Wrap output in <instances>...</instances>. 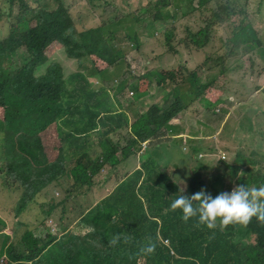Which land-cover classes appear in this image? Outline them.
I'll use <instances>...</instances> for the list:
<instances>
[{
    "label": "trees",
    "instance_id": "1",
    "mask_svg": "<svg viewBox=\"0 0 264 264\" xmlns=\"http://www.w3.org/2000/svg\"><path fill=\"white\" fill-rule=\"evenodd\" d=\"M74 1L79 2V9L94 8V0ZM212 1L216 0H199V4L208 6ZM182 4L183 0H177V9L181 10ZM58 5L42 28L54 37L30 30L19 31L12 26L5 39L0 40L1 45L5 44L0 52V66L12 65L15 81L11 90L0 93V161L7 163L22 179L13 189L22 193L16 206L6 212L0 206V233L10 228L19 234L18 240L10 244H7L8 236H2L0 262L264 264V249L259 248L264 239V222L258 223L253 217L246 226L229 224L221 227L217 224L209 229L196 217L185 221L181 219L179 209L169 207L181 188L163 173L170 169L168 163L183 146V140L176 144L180 130L172 122L190 104L199 101L200 106L187 111L192 112L206 136L215 137L227 120L229 112L219 108L221 104L228 106L230 113L238 108L241 126L233 138L237 155L233 165L219 164L224 177L203 179L200 176L196 181L192 176L189 185L187 171L190 170L185 162L178 174L183 181L180 183L184 188L183 194L191 195L203 188L215 195L230 191L238 184L248 187L264 185V176L260 175L264 171L255 168L260 152L264 150V83H261L264 64L260 65L253 59L256 50L248 60L245 59V66L233 58L240 44L250 49L264 47L259 34L246 23L241 24L245 14L224 15L222 24L229 35L221 40L209 38L208 29L198 32L196 27L178 39V45L171 40L172 34L167 36V40H171L165 44L168 54L156 57L155 62L161 64L173 53L179 60V70L150 72L146 67L149 84L158 88L155 91L157 95L156 98L147 97L142 102L143 109L133 105L130 111L137 118L133 134L138 139L130 140L129 147L121 150L115 138L118 128L128 123L119 111L127 93H123L124 81L120 80L117 89L122 92L110 97L113 94L110 68L113 66L120 70L129 50L135 49L139 54L147 43L141 41L132 26L121 28L123 13L116 16L104 8L107 23L97 29L77 31L72 19L75 12L60 2ZM161 5L163 9L152 16V26L173 18L167 11V1H162ZM134 14L135 24L142 27L146 13ZM121 34L125 36L124 42L131 45L122 46ZM53 43L56 48L65 50L67 59L77 63V73L63 77V73H73V68L63 63L61 56H56L53 61L46 57L45 52L54 54ZM20 48L27 57L22 65L12 59ZM194 49H204L209 56L207 77L204 71L192 68L190 61L184 59L186 53ZM61 62L67 67L66 71H61ZM96 76L109 89L101 88V101L90 102L91 79ZM114 87L112 89H116ZM258 93L261 95L256 96ZM254 95V100L243 106ZM158 98L163 102L155 104ZM127 108L121 110L124 112ZM165 128L170 140L164 143L162 130ZM184 140L187 151L196 154L201 151L198 146L190 145L189 138L184 137ZM143 143L144 147H139ZM205 148L211 152L219 149H209L207 145ZM158 155L164 156L167 163L151 161ZM260 159L264 163V158ZM136 161L139 165H135ZM175 165L179 167L176 162ZM206 165L197 156L192 161L193 170ZM203 170L206 175L210 173L207 167ZM235 177L238 183H226ZM120 181L126 183L131 190L130 195L115 194ZM42 192L50 194V197L46 198ZM88 196L89 201L99 200L100 203L86 214L88 208L77 202L80 198L86 200ZM63 204L66 209L70 208L79 225L93 226L84 247L76 245L74 237L63 241L40 235L38 218L51 215L55 224H61L68 210L55 209ZM114 220L128 225L129 230L114 225ZM113 237L116 238L115 244L110 243ZM149 248L151 251L147 250Z\"/></svg>",
    "mask_w": 264,
    "mask_h": 264
},
{
    "label": "clouds",
    "instance_id": "2",
    "mask_svg": "<svg viewBox=\"0 0 264 264\" xmlns=\"http://www.w3.org/2000/svg\"><path fill=\"white\" fill-rule=\"evenodd\" d=\"M94 1L99 2L101 0H94ZM162 1H167V5H168L167 11L173 15V18L165 21L163 24H159L158 26H152L151 25L152 16L155 15L156 13H159L160 9H163V6L161 5ZM216 1H212L211 4L207 6V5H200L199 0H195V1L183 0L182 9L179 10L177 9V0H157V1L149 0L147 4L141 8L143 12L138 13L139 15L146 13L145 23L142 27L147 31L148 37H144L143 42L146 41V39H151V40L157 39V40H163L165 44H167L171 40L174 43V40L177 39L178 36L177 26L182 21L186 22L185 32L187 35L192 32L194 27L197 28L198 32L203 29H208L209 38H214L215 40H221L223 37V36H214L213 33L216 29L224 28V25L222 24V18L224 17L225 14L231 15L233 13H243L245 14V19H243V22L241 24L246 23L247 25L248 13H252L251 3L253 2V0H216ZM58 2L61 3V1L58 0L54 2H48L46 0H38L36 1V4L38 6L37 8H34L29 4L27 0H0V5L5 6L7 12L0 14V24H5L4 29H0V35L6 34V29L8 27H10L11 29V27L14 26L19 31L30 30L36 33L45 34L50 38L54 37L55 35H51L48 31L42 30V28L46 24L48 19L53 15L54 11L58 8L59 6ZM16 8H18L17 13L15 12ZM4 18H7V22L4 21ZM72 18H75L74 15L72 16ZM107 22L108 19L106 18V16L103 13L102 14L98 13L93 17L89 18L88 20L80 23L78 27L82 28L81 31H86L91 29H97L100 26H102L103 23H107ZM90 25H91L90 28L85 30L83 29L84 27ZM169 34H172L171 40H167V36ZM177 44L178 43H174V45ZM4 46L5 44L4 45L0 44V52L1 50L4 49ZM51 48L54 54L51 55L48 52H45V55L47 58L50 57V59L53 61L54 60L53 57L58 56L57 55L58 50L63 48L60 49L59 47L56 48L55 43L51 45ZM19 50H17L16 54L19 52ZM138 56L139 54H137L136 50L131 49L127 53L125 64L122 65L123 67H121L120 70L116 69L113 66L112 68H110L111 80L113 81L112 83H110V89L113 91V95H115V93L118 92L117 89L118 81L123 80L125 87L128 83H130L131 78L133 76H137L138 80L133 89L146 93L147 95L152 93L153 95H155L156 98L157 93L155 91L158 90V88L156 86H151L149 84V79L147 78L149 71L146 69V67L141 68L140 65H137V67L136 65H134L140 61ZM25 58L27 60V57ZM167 58L165 59L164 62H166ZM70 67L73 68V72L79 69L77 63L71 62ZM106 67H108L107 64ZM70 74L71 73H67L63 75V77L66 78ZM97 78L100 79V77L96 76L95 78H92V80L96 81ZM14 82H15L14 67L8 64L1 65L0 93H4L8 90H11L13 88ZM100 82L105 84L104 81H102V79H100ZM112 86H115L114 88L116 89H112ZM100 90L101 87L98 88L97 90V96L101 101L102 99L101 96L99 95ZM121 92L122 91L118 93ZM123 93L125 92L123 91ZM110 97L113 96L110 95ZM89 98H90V102H96V100L92 97V85H91V89H89ZM123 124L124 125L122 127H124L126 130L129 129L130 126L129 120L128 123H123ZM197 125L199 124L197 123ZM174 126H177L179 128V125H174ZM126 133H129V131L128 130L119 131L118 129L116 133V138ZM184 137L189 138L190 145L194 147L198 146V149H201V151H199L196 154L195 152L187 151L186 141L183 144V146H186L185 158L189 159V156H191V167L194 157L197 156L200 161H202L204 164H207L204 167L210 169V173L208 175L206 174L202 175L203 179H207L209 177H211L212 179L216 178L219 175H215L214 173L219 171L222 172V174L220 175H222L223 177L225 176V173L222 170H215L216 166H219L221 162H225L224 161L225 157L224 158L221 157L220 152L218 154V152L207 151L206 148H204V145L205 146L207 145L209 149H217L215 144H212L213 141L212 138H214V136H206L202 132L198 131L195 135L188 134L187 136L184 135ZM40 138L42 141L43 132L40 134ZM202 140H204V145L202 143ZM159 156L160 155L153 157L151 161L158 160ZM45 163L49 165L47 161H45ZM204 167H202V170ZM189 169H190V165H189ZM163 172L172 180L174 184L182 188V189H178L177 191L178 194L173 200L170 201L169 207L172 210L179 209L182 214L181 219L185 221H187L192 217H196L197 221L200 224H203L209 229L216 227L217 224H219V226L221 227H225L229 224H239L246 226L252 220L253 217H255L256 222L258 223L264 222V185H260L258 187H248L246 184H238L235 187H233L230 191H222L215 195H212L206 192L203 188H201L199 191L186 196L183 194L184 191L183 185L180 184L183 183V181H181L179 177H178L179 179L172 178L173 173L179 174L176 165L174 168L166 169ZM211 173H213V175ZM57 175L60 174L58 173ZM193 177L196 181L198 180V177L196 175H193ZM44 178H46V176H44ZM165 179L167 180L166 177ZM21 180L22 179H20L18 175L15 174L11 168H9L7 163L0 161V193H2L5 197H10L12 191H14L13 190L14 186ZM9 181H12L13 184L9 185L8 184ZM188 185H189V179H188ZM124 187H127L126 183ZM188 191H189V186L186 189L187 193ZM54 193L56 194V192ZM16 203L17 200L12 203L13 208L14 206H16ZM99 203H100L99 200L90 201L89 203L85 201L80 205H84L85 208H88V210L86 209V214H88L89 210L94 209ZM55 210L56 211L68 210L66 211L65 219H63V222L61 224H55L52 220L51 215L38 218V224L41 230L40 235L42 236L49 235L51 238H54L56 240H63V241L69 240L70 238L74 237L76 238V245L80 247H84L86 245V238L88 237L89 234H92L93 226L88 224L83 226L79 225L76 218L72 214V211L70 210V208L66 209L65 204L57 207ZM114 225L118 226L119 228H125L126 230H129L128 225L122 224L115 220H114ZM52 228L57 229L56 234L53 233ZM262 240L263 242L261 244L264 243L263 238ZM161 241L164 240L161 239ZM115 242H116V238L113 237L110 243L115 244ZM165 244L168 246L169 242H165ZM261 244H259V248L264 249V245ZM147 250L151 251V248Z\"/></svg>",
    "mask_w": 264,
    "mask_h": 264
},
{
    "label": "rangeland",
    "instance_id": "3",
    "mask_svg": "<svg viewBox=\"0 0 264 264\" xmlns=\"http://www.w3.org/2000/svg\"><path fill=\"white\" fill-rule=\"evenodd\" d=\"M29 2V4L34 7L37 8V4L36 1L38 0H27ZM48 2H54L57 0H46ZM61 1V4L63 7H68L70 8L71 11H74V17L72 18L74 23H76V30L77 31H81V27L79 28V24L82 23L83 21L88 20L89 18L93 17L96 14H102L103 13V9L104 8H108L110 9L116 16H118L117 13H123L124 18L122 20V26L126 27V26H132L139 34V37L141 39V41H143L144 37H148V33L147 31L143 28L140 27L138 25L135 24L133 17H136L134 13H142L143 11L141 10V8L143 6H145L147 4V2L149 0H101L99 2H95L94 1V8H90V7H83L79 9V2H75L74 0H58ZM153 1H157V0H153ZM195 1V0H194ZM187 4V3H186ZM103 5V6H101ZM252 6V13H248V23L247 25L250 26L251 29L255 30L260 38H262L264 40V11H263V7H264V0H253V2L251 3ZM15 12H18V8H16ZM2 13H7L5 6L0 5V14ZM128 14V16H126ZM4 21L7 22V18H4ZM5 24H0V29H4ZM90 26L84 27L83 29H88L90 28ZM186 22L182 21L178 24L177 26V32H178V36L177 39L174 40V43H178V39H180L181 37L187 36L186 32ZM10 27H8L6 29V34L4 35H0V40L4 39L8 33H9ZM151 33V30H150ZM214 36H223V37H227L229 35V32L226 29H216L213 33ZM121 38L123 39V47L124 46H128L131 45L129 44V42L126 44L125 41V36L124 34H121ZM147 43V47L144 49V47H142L139 50V56L138 58L140 59V61L136 65H140L141 68L143 67H147L149 69V71H159V72H163V70L166 69H175L177 68V71L179 70L178 68V63L179 60L176 56H174V54L170 53V55L168 56L166 62L158 65V62H155V58L158 56H165L168 53L166 52L167 47L165 46V43L163 40H151V39H146V41H144ZM178 45V44H177ZM254 50H256V56L253 58L256 61H259L260 65L264 64V47H258L257 49H250L248 46H243L242 44H240L238 47H236V53L233 56L234 59H236L237 61L243 63V66H245V59H249L250 56H252V54H254ZM148 54V56L146 55ZM211 54V53H210ZM209 54V55H210ZM58 56H61L63 58V63L65 64H69L71 65L72 63H76L74 60L72 59H67L65 56V50L60 49L57 52ZM26 55L24 53L23 49H20L19 52L17 54H14L12 56V59L18 64V65H22L26 62ZM208 54L207 52H205L204 49H194L193 52H189L186 53V57L184 59L189 60L190 61V65L192 66V68H198L202 71H204L205 77H207V74L209 73V67L210 64L207 60L208 58ZM56 59L57 57H53V59ZM152 61V63L150 62V60ZM63 63L61 62L60 66H61V71H66L67 67L65 65H63ZM72 71V70H71ZM70 71V72H71ZM79 69H77L76 71H74L73 73L78 72ZM71 73V74H73ZM63 75H65V73H63ZM137 76H133L131 78V81L129 84H127L125 86V89L123 90L125 92V94L127 93V96L125 99L122 100V107H119V111L123 113V116H125L129 121H130V126L129 129H127L129 131V133H126L122 136H119L117 138H115V141L117 144L120 145L122 150H125L128 146H129V141L130 140H136L138 139V137H135L133 134V131L136 130L135 127V122H136V116L134 114L131 113V109L133 107V105H135V107L143 109L145 106L144 104H142V102L147 98V97H155V95H153L152 93H150L149 95H147L146 93L140 92L136 89H133L135 87V84L137 83ZM203 81L206 83V80L203 79ZM91 83H92V97L97 101H100L98 96H97V90L98 88H102L104 90L109 89L108 85L103 84L100 82V79L97 78L96 81L91 79ZM261 83H264V73H263V77L261 78ZM129 92V93H128ZM151 92V91H150ZM261 93H258L256 96H260ZM111 96H113V94H111ZM139 96V101H137L136 97ZM255 95L245 104H243V106H248V103L250 104L252 102V100H254V98L256 97ZM91 97V96H90ZM159 102H163V100H156L155 99V104L159 103ZM201 103L199 101H196L192 104H190V106L188 107L187 110H189L190 108L193 109V107H197L200 106ZM126 107L127 110L126 111H122L121 109H125ZM219 108H223L224 110L226 109L229 113H227V120L222 128V130L220 132H218L215 135V139L212 138V140L214 141V144L218 149V154L220 152V156L221 157H225V162L226 165H233L234 164V160L236 159V146L234 145V141L233 138L236 134L237 129L241 126L240 121H239V116L240 113L238 112V108L234 109L233 111H231L230 113V109L228 108V106L221 104L219 106ZM185 110L184 112L181 113V115H179L177 117V119L172 122V125H179V130H180V134L176 135V144H180V141L183 140V144L185 143L184 140V135H195L198 131H200L199 125H197L196 123V119L193 116L192 112H189ZM242 115V114H241ZM119 131L125 130L127 131L124 127L120 126ZM165 133V139H164V143L165 140H170V138H168L169 136H167V132L168 130L165 128L162 130ZM205 139V138H204ZM163 143V144H164ZM202 143L204 145V140H202ZM145 143L141 144L139 147H144ZM205 148V145H204ZM231 149V150H229ZM261 156L258 158L259 163H262L264 166V163L261 162L260 158H264V150H261L260 152ZM137 155L139 156L140 154L137 153ZM165 157L167 156V154L164 155ZM160 155L157 162H162V163H167L165 157ZM127 158H129V156L126 155ZM186 157V146H182L180 147V152L178 153V155L176 157H173L172 161H170L168 163L169 168H174L175 167V162L179 164V167L177 168V171H181L184 168V164L186 162L187 166L188 164L190 165V169L188 167V169L190 171H187V178L189 180L192 179L193 175H196L197 177L202 176L205 171L202 170V168H198L193 170L191 167V156H189V159L185 158ZM131 159V158H129ZM257 164L255 166L256 169L258 170H262L264 171V167L261 166L260 164ZM135 165H139V162L136 161ZM263 168V169H262ZM193 170V171H192ZM215 170H219V166L215 167ZM164 173V172H163ZM213 175V173H211ZM215 175H220L222 174L221 171L219 172H215ZM211 175V176H212ZM261 176H264V173H260ZM184 176L186 178V173H184ZM241 176V174H240ZM162 178V177H161ZM173 179H179L178 178V174L173 173L172 175ZM227 184L230 183L231 185H234L235 183H238L237 178L235 177L231 182H226ZM9 185H12L13 182L9 181L8 182ZM125 183L124 181H120L118 183L117 186V190L115 192V194H123V195H130L131 191L129 190L128 187H124ZM182 189V188H181ZM21 191L19 190H14L12 191L10 197H5L2 193H0V206L2 208L3 212H6L8 210V208H13V202L16 201L20 196H21ZM42 194L46 197L49 198L50 194H46L45 192H42ZM54 195H56L54 193ZM89 197H87L86 200H83L82 198L79 199V201L77 202L78 205L86 202H90L89 201ZM56 228H52L53 233H57ZM7 235L9 238V241L7 242V244L10 243H15L18 240V233H14L13 229L7 228L4 229L3 231H1L0 233V247H1V243L3 242V235ZM1 264V263H0Z\"/></svg>",
    "mask_w": 264,
    "mask_h": 264
}]
</instances>
